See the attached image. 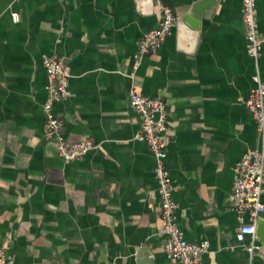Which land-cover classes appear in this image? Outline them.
I'll list each match as a JSON object with an SVG mask.
<instances>
[{
    "label": "crops",
    "instance_id": "crops-1",
    "mask_svg": "<svg viewBox=\"0 0 264 264\" xmlns=\"http://www.w3.org/2000/svg\"><path fill=\"white\" fill-rule=\"evenodd\" d=\"M196 3L203 9L198 29L183 21ZM161 4L179 19L160 50L134 68L137 40L158 27ZM242 6L243 0H0V245L8 243L16 264H176L158 233L156 159L138 137L133 84L166 103L176 217L189 241L207 243L202 263L247 261L236 241L233 168L260 137L245 104L256 65ZM256 10L264 35V0ZM53 54L68 58L70 72L72 95L54 105L63 137L97 145L71 162L46 131L43 59ZM259 67L264 80V46Z\"/></svg>",
    "mask_w": 264,
    "mask_h": 264
},
{
    "label": "built area",
    "instance_id": "built-area-1",
    "mask_svg": "<svg viewBox=\"0 0 264 264\" xmlns=\"http://www.w3.org/2000/svg\"><path fill=\"white\" fill-rule=\"evenodd\" d=\"M257 1L243 0L242 18L247 51L256 65V72L253 75L255 85L245 99V104L256 121L260 144L256 148L248 149L243 157L235 163L231 194V207L239 220L236 232L237 245L243 247L248 255L244 264H254L259 255L260 243L256 238V226L264 212L262 200L264 185V80L259 67L264 35L259 32ZM160 10L162 18L158 27L147 31L137 40L134 68L138 67L142 57L160 50L167 37L172 34L179 19L175 11L168 5L161 4ZM13 18L15 21L18 20V14L14 13ZM43 64L48 78L47 98L44 103L46 131L48 135L57 139V150L61 157L65 161L71 162L96 148L97 145L92 140L68 143L64 139L65 123L54 112V105L69 99L72 95L69 84L68 58L64 55L53 54L44 57ZM129 102L141 118L138 137L147 143L156 159L155 177L160 193L162 219L158 233L165 239L166 255L176 264H203L202 256L207 252V243L189 241L176 217L178 202L174 193L177 187L172 180L167 164L169 113L166 103L161 98L140 93L134 84L129 89ZM246 215H248V219H246ZM0 264H16L15 256L10 252L7 242L0 245Z\"/></svg>",
    "mask_w": 264,
    "mask_h": 264
},
{
    "label": "water",
    "instance_id": "water-1",
    "mask_svg": "<svg viewBox=\"0 0 264 264\" xmlns=\"http://www.w3.org/2000/svg\"><path fill=\"white\" fill-rule=\"evenodd\" d=\"M150 4L153 0H149ZM202 3H196L193 5L190 13L183 18V21L190 24L193 28L198 29L200 26L201 14H202ZM256 238L260 242L258 253L264 257V219L259 218L256 226Z\"/></svg>",
    "mask_w": 264,
    "mask_h": 264
}]
</instances>
